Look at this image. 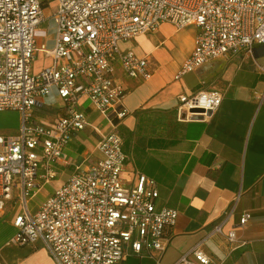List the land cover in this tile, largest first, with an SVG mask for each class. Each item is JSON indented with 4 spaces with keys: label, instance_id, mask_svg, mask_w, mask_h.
Returning <instances> with one entry per match:
<instances>
[{
    "label": "built area",
    "instance_id": "built-area-1",
    "mask_svg": "<svg viewBox=\"0 0 264 264\" xmlns=\"http://www.w3.org/2000/svg\"><path fill=\"white\" fill-rule=\"evenodd\" d=\"M54 1L50 18L56 36L49 47L37 40L49 18L48 0H0V112L14 111L20 119L15 133L0 132V212L9 202L18 210L11 243L40 244L55 264H122L132 253L163 251L166 228L175 225L179 211L158 207L155 179L140 173L130 183L124 177L127 154L119 127L129 111L122 103L126 88L116 78L118 65L133 79H150L153 70L148 56L124 50L122 43L166 22L196 27L194 48L175 74L178 81L211 60L264 46V0ZM39 53L51 64L35 70ZM258 67L264 73V64ZM50 97L63 103L64 114L52 124L40 123L32 111ZM223 99L218 89L181 93L179 118L210 115ZM85 104L104 116L105 129L90 120ZM87 127L99 134L103 157L77 165L32 210L31 200L56 177L66 146ZM249 218L245 212L240 224ZM213 232L225 234L223 225ZM226 238L237 246L235 229ZM213 262L198 244L174 264Z\"/></svg>",
    "mask_w": 264,
    "mask_h": 264
},
{
    "label": "crops",
    "instance_id": "crops-1",
    "mask_svg": "<svg viewBox=\"0 0 264 264\" xmlns=\"http://www.w3.org/2000/svg\"><path fill=\"white\" fill-rule=\"evenodd\" d=\"M171 24L163 23L158 27L160 31L156 29L122 43L124 50L150 58V79H133L120 65L116 78L126 88L122 103L129 111L119 127L127 154L124 177L130 183L140 173L155 179L158 207L175 208L179 217L175 225L166 228L165 250L132 253L122 264H174L198 244L213 257L212 264H264V73L258 67L264 64L260 61L264 58V46L211 60L176 81L175 74L194 48L197 29L172 24L176 33L169 36ZM49 28L52 33H46L48 37H37L40 45L52 47L56 36L54 23ZM153 33L160 38L155 44L148 39V34ZM179 40L183 42L181 48L176 43ZM46 58L51 64V59ZM201 89L221 90L224 99L220 107L198 119H180L178 95ZM53 107L61 113L55 110L57 114L48 122L43 116ZM34 108L33 116L36 111L39 119L34 118L44 124H52L65 111L56 97ZM82 108L91 121L103 129L107 127L98 111L88 104ZM0 118L14 121L13 116ZM99 138L91 127L74 136L65 155L55 164L57 174L45 200L69 179L77 165L87 167L103 157L97 149ZM17 212V204L12 202L0 212V264L54 263L40 244L11 243L17 231ZM245 212L250 218L242 226ZM219 223L225 234L213 232ZM232 229L237 231L235 248L226 238V232Z\"/></svg>",
    "mask_w": 264,
    "mask_h": 264
},
{
    "label": "rangeland",
    "instance_id": "rangeland-1",
    "mask_svg": "<svg viewBox=\"0 0 264 264\" xmlns=\"http://www.w3.org/2000/svg\"><path fill=\"white\" fill-rule=\"evenodd\" d=\"M49 3H47L48 5L45 6V10L44 13L45 15H47L49 18L46 19L40 27V30L37 32V37L39 38L40 36H45L48 37L49 34H51V28H49V26L52 23V19L50 18V16L52 15L53 12V7L55 5V1L54 0H48ZM49 29V30H48ZM170 31H169V36H173L176 33V29L174 28V26L171 24L170 25ZM158 31H160V28L158 29ZM49 33V34H46ZM148 39L153 43H157L159 41V36L156 35L155 33L153 34H148ZM177 43V46L179 48L182 47L183 42L181 40H179ZM52 44V43H50ZM139 44L143 45V47L145 48V44L139 40ZM51 46V45H50ZM165 48H167V45L164 46ZM173 55H175V53L172 52ZM261 63H264V58L260 59ZM50 63V60L47 59L46 57H44L43 55H39L38 58H36V60L33 62V67L35 70H39L41 69L44 65H47ZM171 66V65H170ZM55 107L51 108V110H48L44 113L43 118L46 121H51L53 120L54 116L57 114V112H59V114L61 113L60 111H58L57 107L54 109ZM36 108H34L35 110ZM57 110V112L55 111ZM2 115V118L4 117H8V116H13V120L9 119L8 121L5 120H0V132L4 133V134H11V133H15L18 130V126H19V116L18 113L17 114H10L6 112H0V116ZM34 117L39 119L38 117V113H36V111H34ZM1 119V118H0ZM50 184L46 185V187L40 191L36 196H34V198L31 200L30 203V207L32 210H35L36 208H38V206L40 204H42V202L45 200V193L50 190ZM55 264V263H52Z\"/></svg>",
    "mask_w": 264,
    "mask_h": 264
}]
</instances>
